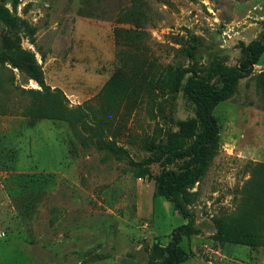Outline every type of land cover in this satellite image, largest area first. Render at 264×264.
<instances>
[{"label":"rangeland","instance_id":"rangeland-1","mask_svg":"<svg viewBox=\"0 0 264 264\" xmlns=\"http://www.w3.org/2000/svg\"><path fill=\"white\" fill-rule=\"evenodd\" d=\"M0 5L11 18L0 20V51L19 46L33 53L44 83L65 96L57 99L85 111L74 129L25 114L30 98L17 87H41L27 70L0 61V264L158 263L171 230L185 219L154 194V177L183 172L188 160L174 151L202 129L196 105L174 82L192 75L217 83L220 67L235 68L241 46L263 31L264 0ZM262 71L264 52L233 95L212 108L219 146L204 176L175 192L198 227L180 243L192 258L177 264L204 256L218 264L209 248L225 244L241 264H264V228L254 246L216 234L219 218L236 214L242 229L244 213L255 209L247 190L254 165L264 163ZM109 141L136 161L159 158L138 177L107 151Z\"/></svg>","mask_w":264,"mask_h":264},{"label":"trees","instance_id":"trees-1","mask_svg":"<svg viewBox=\"0 0 264 264\" xmlns=\"http://www.w3.org/2000/svg\"><path fill=\"white\" fill-rule=\"evenodd\" d=\"M0 20L5 23H11L8 10L0 5ZM243 57L237 62L235 68L220 67L217 71L218 82H204L192 75H178L174 82V89L180 91L186 98L190 99L196 105V114L202 125V129L198 133L192 134L191 142L177 149L178 157H186L187 166L183 172H175L173 170H163L154 177L155 195L163 197L165 200L173 204L174 210L180 214L185 222L174 227L170 232V240L164 246L163 257L161 261L155 264H177L188 260L191 250H185L181 245L184 237L188 238L198 233L193 215L182 205L181 199L175 195L183 188L193 186L205 174L213 157L218 152V133L219 123L212 113V108L219 102L231 97L236 90L239 80L249 76L253 70L254 64L258 63L260 55L264 52V26L263 31L258 38L250 40L241 46ZM9 61L12 66L18 69H25L37 81L41 90L33 88L19 89L21 95H29L30 106L24 110L34 118H49L65 120L71 128L80 122L85 111L80 105L75 107H65L57 98L64 96L61 91L51 90L44 83L41 68L36 64L33 53L22 49L19 46L12 47L6 51H0V61ZM264 75V71L261 72ZM11 82L12 79L9 78ZM0 81V88H1ZM65 98V96H64ZM3 111V110H2ZM179 126L183 128L185 123L182 121ZM105 148L116 159H125L128 168L138 177L146 174L145 165L158 160L151 156L143 160H134L121 146H117L115 142H105ZM160 151L168 152L160 146ZM250 187L247 190L249 196L255 205V209L244 213L246 218L244 227L236 229L237 219L235 215L231 219L221 217L216 221V234L222 235L223 241L227 243H239L254 246L257 241V231L264 228V163L258 162L254 165ZM246 189V188H245ZM252 216V222L249 216ZM225 221V222H224ZM224 225V226H223ZM223 226V228H222Z\"/></svg>","mask_w":264,"mask_h":264},{"label":"crops","instance_id":"crops-1","mask_svg":"<svg viewBox=\"0 0 264 264\" xmlns=\"http://www.w3.org/2000/svg\"><path fill=\"white\" fill-rule=\"evenodd\" d=\"M227 246H228V244L220 245L219 247H217L215 249L209 248V250L213 254H216L214 256V258L219 260V262H217L218 264H241L242 262H241V260L237 259V256L230 255L231 252L230 253L227 252V248H228ZM192 253H193V251H192ZM190 258H192V255ZM193 264H213V262L209 257L204 256V258L201 261H198V262L194 261Z\"/></svg>","mask_w":264,"mask_h":264}]
</instances>
